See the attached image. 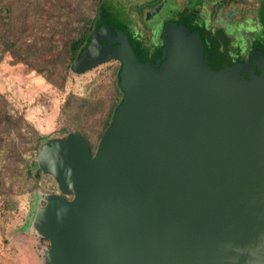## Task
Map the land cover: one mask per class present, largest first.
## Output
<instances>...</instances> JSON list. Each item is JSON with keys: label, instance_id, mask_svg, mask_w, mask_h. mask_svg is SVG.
I'll use <instances>...</instances> for the list:
<instances>
[{"label": "water", "instance_id": "water-1", "mask_svg": "<svg viewBox=\"0 0 264 264\" xmlns=\"http://www.w3.org/2000/svg\"><path fill=\"white\" fill-rule=\"evenodd\" d=\"M167 7L132 35L101 13L71 64L118 62L122 97L93 155L75 132L39 146L57 192L24 232L48 242L38 264H264V57L213 66Z\"/></svg>", "mask_w": 264, "mask_h": 264}, {"label": "rangeland", "instance_id": "rangeland-1", "mask_svg": "<svg viewBox=\"0 0 264 264\" xmlns=\"http://www.w3.org/2000/svg\"><path fill=\"white\" fill-rule=\"evenodd\" d=\"M117 66L118 62L111 61L80 76L70 74L64 89L58 90L37 72L14 63L9 54H2L0 94L6 100L5 109L10 115L22 117L25 124L45 140L60 137L62 128L67 126L60 116L61 110L75 111L81 101L105 96L114 81L113 70ZM21 132L23 137H29L26 127L23 126ZM4 139L7 144L4 142L0 148V264H38L39 251L47 248L48 242L33 237H29L28 242L24 240V232L38 201L37 195L56 193V184L41 172L38 178L27 176V170L33 175L38 173L29 139L22 143L15 137L11 145H8L9 137L4 136Z\"/></svg>", "mask_w": 264, "mask_h": 264}, {"label": "trees", "instance_id": "trees-1", "mask_svg": "<svg viewBox=\"0 0 264 264\" xmlns=\"http://www.w3.org/2000/svg\"><path fill=\"white\" fill-rule=\"evenodd\" d=\"M107 9L106 0H0V58L9 54L14 63L27 66L51 86L63 90L71 64ZM118 71L119 66L113 70L114 81L105 96H92L81 101L78 110L63 108L60 113L67 126L59 136L75 132L88 143L91 155L122 97ZM5 105L0 94V148L4 136L10 138L8 145L13 144L15 137L22 143L29 139L36 156L45 139L22 117L10 115ZM23 126L28 129V138L23 137ZM39 174L27 170L29 178H38ZM1 179L0 173V183Z\"/></svg>", "mask_w": 264, "mask_h": 264}, {"label": "flooded vegetation", "instance_id": "flooded-vegetation-1", "mask_svg": "<svg viewBox=\"0 0 264 264\" xmlns=\"http://www.w3.org/2000/svg\"><path fill=\"white\" fill-rule=\"evenodd\" d=\"M106 1L109 17L120 24L130 35L144 26V16L149 12L153 13L160 5L168 4L162 20H167L165 15L181 18L182 24L190 30L202 33L205 52L210 54L209 61H217L213 65L215 67L219 66V61H222L220 65L224 61L234 62V64L246 63L255 49H259L264 57V21L251 14L244 16L243 19L241 17L242 11L251 9L254 5L264 9V0ZM117 8L126 9L128 14L119 15ZM214 53H217L216 55L221 53L227 58L213 60ZM254 73L257 75V70H254Z\"/></svg>", "mask_w": 264, "mask_h": 264}]
</instances>
